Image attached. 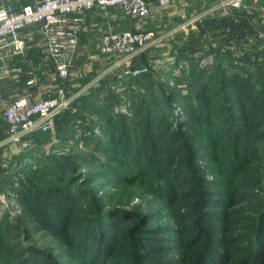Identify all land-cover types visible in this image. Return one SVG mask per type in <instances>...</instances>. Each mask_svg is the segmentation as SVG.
Masks as SVG:
<instances>
[{"label":"rangeland","instance_id":"rangeland-1","mask_svg":"<svg viewBox=\"0 0 264 264\" xmlns=\"http://www.w3.org/2000/svg\"><path fill=\"white\" fill-rule=\"evenodd\" d=\"M244 4L245 9H253L255 14L254 20L258 22L256 23L255 21V24H253L255 26V36L253 37L251 34L247 36L252 44L257 43L253 48L251 46V48L254 49V54L257 55V58L251 61V63L242 62L240 70H242L241 73L243 74H245L247 70L252 71L253 73L260 72L262 76V73L264 75V39L260 38L259 34L262 32L261 29H264L261 24L264 23V0H245ZM159 10H164V8H160ZM164 23L165 22L162 21V23L153 24L150 19H144L142 21L143 27L155 30L159 38L155 45L144 50L140 55L135 57V59L137 58L139 65L143 66L145 63L144 61L147 60L148 65L151 66L150 78H148L147 82L145 78H139L135 82H129V84L118 85L117 83H111L109 81L101 86L100 83L106 79L108 80L107 77L114 78L118 76L122 78L123 75H130L126 72L128 69L126 65L118 64L121 63L122 57H109L102 53L99 54V51L97 50H93L92 57L83 56L75 61L71 76L63 81L65 87L64 93L67 94L66 92L69 91L66 96H77L76 100H79L82 96L92 93V106H90V108L88 107V110L83 109V114H80L79 111L76 112L77 110L74 108L73 110L75 111L76 116L74 120L66 126L67 129L65 128V131L59 129L61 123L57 124L54 121V131H36L23 137L22 142L12 141L4 146L5 148L7 147L5 150L8 154L7 157L12 160V165L9 173H7V175L9 174V177L6 181L4 180L5 182H3V176H1L0 171V220L3 217L7 218L9 223L17 226V228L14 230L12 229L9 236L10 239L7 240L6 244L0 247V257L1 259L5 258L3 257L5 255L4 251H7V247L11 245L19 247L17 248L19 251L17 253H20V255L14 259L11 258L9 262L5 260V264H26L24 261L31 256L30 249L36 252L35 255H38V261L41 262V264H87L89 259L87 260L85 256L80 255L77 249V234L80 228L88 220H93L92 223H94L96 222V219L102 215L109 217L108 219L110 220H107V224L112 219L117 226L116 229L120 227L119 220L127 221L124 225V231L128 234L125 237L124 243L131 244L128 245L130 250L135 247V239H140V232L133 230V228L137 226L141 215L145 217H154L148 222L149 224H144L145 226H143V230H146L147 233L153 236L155 235L154 237H158V235L164 233L160 238L165 239L162 241L154 239L153 242L162 243L167 246V243L174 241V244L176 245L178 244L177 241L180 239L181 241H185L189 238L188 235L184 234L185 232H183V230L187 225L194 222V218L188 215L192 204L194 207H197V209H200V211L208 210L210 213H213L220 210L222 212L217 213L218 216L229 217L232 220L225 224L223 220H216L214 218L210 219V221L215 225L209 224L206 226V229H208L209 232L213 231V234H211V238L213 239L228 235V238H230L231 241L228 246L224 247L219 243L217 245L222 253L228 254L230 261L236 260L239 256L246 258L249 255L254 254L251 247H249L252 243L250 238L254 231L252 223H254V216L260 211L263 205L262 203L264 202V120L262 122V128L259 131V133L263 131L260 134V138H262L261 140L259 138L256 144H254V148H258V151H261L260 155H252V158L248 161L246 167L237 176L232 174L231 167L233 164L228 159L232 152L230 146L232 141L230 137H222L220 139L221 146H216L218 147L216 153H218L219 161L211 162L212 165L204 164L202 161L198 163L199 167L204 168L206 179L209 181H216L214 185L207 187L209 191L214 192L212 198L223 201L222 206H215L212 207V209L206 208V206L203 208L198 207L197 201L200 199V194H189L187 198H181V196L174 201H167L166 199L164 200L157 197L152 192V189H150V185H152L151 176L154 173L152 169L147 171L148 167L144 165V163L147 162L148 155H146L145 152L144 154L141 153L140 149V154L137 155L142 162L140 166L134 167L133 164L132 167L134 168H131L129 166L124 167L118 165L116 162H110L117 165L119 172L107 176L102 172V167H99V163L102 161H108L101 158L102 155L100 151L96 149L95 142L84 139V136L90 137V139H95L97 137L101 138L100 135L104 137L105 132L102 128L104 127V124H101V126L98 124L95 125L96 121L104 122L109 118L116 119L122 117L123 114L131 117L132 114L134 115L136 107H138V104L140 105V103L145 102L151 104L152 109L155 110L154 113L160 117L162 112L158 108L162 107V102L160 101L161 98H159L158 101L155 98H163L164 94L161 86L176 91L181 89L185 95H191L190 99H192V105L190 106L188 101L187 103L186 101L184 103L181 102L180 114L183 116L185 115V108L190 110V114L186 113L187 116L185 117L193 120L196 124L195 126L200 127V129L196 131V136L194 135L189 138V132H186V130H180V126L177 124L176 120L172 123V131L176 129L182 131L179 134V143H181L180 146L182 147L179 146V148L176 149V145L171 143V141H167L168 139L166 138L168 143L166 146L168 147L169 152H166L163 155V158L160 159L161 161L162 159H165L164 167L168 169L165 175H163L160 184L167 183L168 185V182L172 181L171 177H175V181H178V177H181V179H186L188 177L189 180L187 181L189 182L184 185L181 184L179 187L182 191L185 189L186 191H193V188L189 187L194 182L192 174L196 170L193 168V165L191 166L192 160L189 156V150H187V147H189L192 141H194V147L197 149H201V146L204 143L211 142L207 135L210 134V137L216 136V133H214L215 126L210 125V123L213 122V118L210 117L207 119V115L201 113L195 103V101L198 100V98H196L197 92H195L197 89L195 88V85L197 84H193L191 81H188V79H184V77L181 78V76H183L181 65L187 66V64H189L188 61H181V64L179 63V65L175 64L176 60L172 54V50L183 44L182 36H184L185 33L179 32L183 30L178 28L179 36H177L174 41H171L173 38L169 36L168 32L172 29H169L170 27L166 26ZM213 35L220 37L212 38L214 45L233 47L235 50L238 49L239 51L245 50L247 47V44L244 43L245 39H231V42L228 43V41L222 39V33H211V36ZM240 47L245 48L239 49ZM39 50L43 52L40 46ZM40 54L43 56L44 52H40ZM143 54L145 56L144 61L141 60ZM89 55L91 56V54ZM201 64L206 65L207 67L211 66L212 68L216 65L214 64V58L211 55L203 58ZM25 65L26 71H22V74H19V76L17 75L16 78L18 81L16 82V85L13 86L12 84L9 86L11 88L6 90L4 89L8 87L7 84L10 85V82L15 80H11L13 74L8 77V74L4 72V68L0 69V98H7L10 95L16 94L15 92L18 93L16 90L19 87L18 84L20 85L23 83V80L28 81L30 78L29 74H27V71H29L30 68L39 73L38 64L36 65L34 60L29 59L28 61H25ZM258 76L259 75L254 74L253 81H255ZM127 80L130 79L127 78ZM151 82L153 83V87H151ZM261 86L262 84H257V88H261ZM36 90L38 91V89ZM26 94H29V92ZM38 94L39 93L37 92L31 95L34 98H40L37 96ZM68 108H66V110ZM63 112H65V110ZM193 115L194 117H192ZM202 124L205 125L203 126L204 128H201L200 125ZM105 125H107V123ZM93 126H95V133L92 132ZM206 127L207 130L205 129ZM112 130H114V128ZM96 135L98 136L96 137ZM114 135L115 132L111 135V138H109V141L107 142L108 144H111ZM27 140L31 141L33 144L30 147L31 149H25L22 146V143ZM151 144L152 143H148V147H151ZM34 148L35 151L32 150ZM254 148L253 151L255 152ZM209 150V153L212 155L215 154V152L213 154L211 147H209ZM28 152H30V155L23 157L22 165H20V156ZM32 152L34 154H31ZM63 153L67 154V161L73 171H71L70 167L65 166L69 169L71 175H76V179H78L82 173H87V177H89V175L92 176L97 174V177L93 178L90 182L87 181V183H85L84 180L82 181V178H85L82 176L77 183V186H79L78 188L83 189V197H87L88 200H83L79 202V204L73 206L74 211L65 212L67 215V217H65L67 221L65 220L66 222L62 225L63 231L66 232L64 238L57 236L56 233L51 230L42 228L32 216H29L26 206L19 200L17 196L18 194L14 190L20 186V179L25 181L26 184L35 187L46 184L53 186L58 185L61 182V179L57 177L58 173L53 171L52 167L50 168V165L47 171L40 172L36 177H30V179L26 176L24 171L31 169V166L38 167L37 163L40 158H43V160L46 159L48 163H52L53 160H49L47 158L48 155L59 154L60 157V154ZM69 155H71V157ZM77 155H80L81 159L76 158ZM86 157L90 158V162L86 161ZM93 157H95L94 162H91ZM56 162L57 159L55 158V163ZM201 172L197 171L198 176H200ZM100 174L101 176H99ZM115 178L123 180L116 181ZM127 178L128 180H125ZM159 190L161 189L159 188ZM199 190L200 188L197 187L193 193L196 194ZM68 208V206L64 207L63 211H66ZM121 216H124V218H120ZM52 219L54 220V223H62L58 218L53 217ZM157 223H159V225L171 226L170 228L176 232H160V230L156 229V226L154 227ZM216 223L227 225V233L226 231L219 229V227L216 226ZM197 224L198 227L204 229L201 222H197ZM104 227L106 228V226ZM234 238L235 240H233ZM236 242L239 243L240 246H238V244H232ZM172 247L173 246L169 248V251L166 254L167 257L171 259L169 264H181V261H184V256H187L188 252L191 253L190 250L188 251L183 248L170 252L173 249ZM237 247L241 250H238ZM262 247L263 246H261L260 254L264 252V248ZM147 250L155 253L151 252L152 255L157 256L158 254V252L155 251L157 250L155 248ZM256 255L258 256L259 254ZM257 256H254L253 259ZM150 260H153L152 256ZM139 264H142V262Z\"/></svg>","mask_w":264,"mask_h":264},{"label":"trees","instance_id":"trees-1","mask_svg":"<svg viewBox=\"0 0 264 264\" xmlns=\"http://www.w3.org/2000/svg\"><path fill=\"white\" fill-rule=\"evenodd\" d=\"M238 14L241 15L238 21H236L234 16ZM246 15L247 13L245 14L244 11L239 12L238 10H232V13L220 19L221 21L219 19L208 18L200 24L198 31H192L188 39L183 42L181 46L172 51L176 60L175 64L179 65L181 61H188L189 64H187V66L181 65L183 74L181 78L184 77V79H188V81H191L193 84H197L195 85V88H197L195 92H197L196 98H198V100L195 101V103L201 113L207 115V119L210 117L213 118V122L210 123V125L215 126L214 133H216V136L210 137V134L207 135L211 142H206L201 146V149H197L194 147V141H192L193 143L191 142L189 147H187L189 156L192 160L191 166L193 165V168L196 170L192 174L194 182L189 187L193 188V191H186V189L182 191L179 187L181 184L184 185L189 182L187 181L189 180L188 177L186 179L178 177V181H175V177H171V182L173 183L169 181L168 185L167 183L160 184L163 175H165L168 169L164 167L165 159H162V161L160 159L163 158L166 152H169L166 146V144H168L167 141L174 143L177 149L181 144L179 143V134L182 132L180 130L189 132L190 138L194 135L196 136V131L200 129V127L195 126L196 124L193 120L185 117L190 110L185 108V115L183 116L180 114L181 102L184 103L186 101L187 103L188 101V104H190V106L192 105V99H190L191 95H185L181 89L176 91L161 86L163 88V98H155L157 101L161 98L162 107L158 108L162 112L160 117L154 113L155 110L152 109L151 104L144 102L140 103V105L138 104L134 115L132 114L131 117L123 114L122 117L116 119L109 118L104 122H95V125L98 124L101 126V124H104L102 128L105 135L104 137L100 135L103 139L97 137L98 135H96L97 138L95 139H90V137L86 136H84V139L95 142L96 149H98L102 155L101 158L108 161L99 163V167H102V172L107 176L118 173L117 165H114L115 162L124 167L129 166L134 168L140 166L142 162L137 157V155L140 154V149L141 153L144 154L145 152L146 155H148L147 162H145L146 164L144 163V165L148 167L147 171L152 169L154 173L151 176L152 185H150V189H152V192L157 197L164 200L166 199L167 201H174L181 196V198H187L189 194H200V199L197 201L199 208L206 206V208L212 209V207L215 206H222L223 201L212 198L214 192L207 189L208 186L214 185L216 181H209L206 179L204 168L199 167L198 163L202 161L204 164L212 165L211 162L218 160V153H216V150L221 146L220 139L222 137H230L232 141L230 145L232 152L228 159L233 164L231 172L235 176L246 167L252 155H260L261 152L258 151V148H254V144H256L257 140L260 138V134L263 132L261 131V133H259L264 120V75L262 73L261 76L260 72L253 73L247 69L248 73L246 72L243 74L241 73L242 70H240L242 62L251 63V61L257 58V55L254 54V49H252L257 43L252 44L247 37L250 34L253 37L255 36V26H253V23L249 19H245ZM211 33H222V39L228 41V43L231 42V39H245L244 43L247 44V47H240L239 49L245 48V50L239 51L238 49L235 50L233 47L214 45L212 38L219 36L213 35V37ZM210 55L214 58V64H216L214 68L201 64L202 59ZM144 57L143 54L141 60L144 61ZM144 62L143 66L138 64L137 58H134L132 62V68L146 69L139 75H123L122 78L118 76L114 78L107 77L108 80L102 81V83H100L101 86L109 81L111 83H117L118 85L129 84V82H135L139 78H145L147 82L148 78H150L151 66L148 65L147 60ZM254 74L260 76H258L255 81H253ZM127 78L130 80H127ZM258 83L262 84L261 88H257ZM151 87H153L152 82ZM92 98V93L82 96L79 100L74 102L71 108L62 112V114L55 119L57 124L61 123L59 129L65 131L67 129L66 126L74 120L76 116L73 110L74 108L77 110L76 112L79 111L80 114H83V109L88 110V107L90 108V106H92ZM192 117H194V115ZM175 120L177 124H179L180 130L176 129L172 131V123ZM106 123L107 125H105ZM204 124L200 125L201 128L205 126ZM113 128L114 130H112ZM205 129L207 130V127ZM92 132L95 133V126L92 127ZM114 132L115 135L112 137V142L108 144L107 142ZM148 143H152L151 147H148ZM209 147H211L213 154L215 152L214 155L209 153ZM32 150L35 151V148ZM31 154L34 153L32 152ZM26 155H30V152L20 156V165H22L23 157ZM69 156L71 157V155ZM47 158L53 160V162L48 163L46 159H38V167L31 166V169L28 171L25 170L26 176L29 179L30 177H36L40 172L47 171L50 165V168L52 167L53 171L58 173L57 177L61 179V184L59 183L54 186L50 184L37 186L35 184L37 186L35 187L26 184L25 181L20 179V186L14 190L18 194L19 200L26 206L29 216H32L42 228L51 230L55 232L57 236L64 238L66 232L63 231L62 225L67 221L65 212L74 211L73 206L79 204V202L83 200H88L87 197H83V189L78 188L79 186H77V183L82 176L85 177L84 179L82 178V181L84 180L85 183H87V181L90 182L93 178L97 177V174L87 177V173H82V175L76 179V175H71L69 169L62 163L59 154L48 155ZM55 158L57 159L56 163ZM76 158L81 159L80 155H77ZM85 159L87 162H90V158L86 157ZM94 159L95 157L92 158L91 162H94ZM133 164L134 167H132ZM9 170L10 168L1 170L3 182L8 179L9 174L7 175V173H9ZM197 171H202L200 176H198ZM99 176H101V174ZM115 180L120 181L123 179L115 178ZM125 180H128V178ZM157 186L161 190H159ZM197 187H199L200 190L194 194L193 192ZM262 204L260 211L254 216V223H252L254 231L250 238L252 243L249 247H251L254 254L246 258L239 256L234 261H230L228 254L222 253L217 245L219 243L224 247L228 246L231 242L228 235L213 239L211 238L213 231L209 232V230L206 229V226L209 224L215 225L210 219H220L223 220L225 224L229 223L231 219L229 217L218 216L217 213L222 212L220 210L213 213H210L208 210L200 211V209L194 207L193 204L190 207L191 210L188 215L194 218V222L187 225L183 230V232H185L184 234L188 235L189 238L185 241H181L180 239L177 241L178 244L176 245L174 241L167 243L169 246L153 242L154 239L157 241L165 239L160 238L164 233L158 235V237H154L155 235L153 236L147 233L146 230H143L144 224H149L148 222L154 217H145L141 215L137 226L133 228V230L140 232V241L136 238L135 247L130 250L128 245L131 244L124 243L125 237L128 234L124 231V225L127 221L119 220L120 229H116L117 226L114 221L111 219V221H109L110 223L108 222L107 224V220H110L108 219L109 217L102 215L96 219V222L92 223L93 220H88L80 228L77 234L76 246L80 255L85 256L87 260L89 259L87 264H139L140 262H142V264H169L171 259L167 257L166 254L171 246H173V249L170 252H174V250L180 248L191 251V253H187V256H184V261H181V264H264V252L260 254L261 246L264 248V202ZM67 206L69 208L63 211L64 207ZM53 217L58 218L62 223H54ZM120 218H124V216ZM197 222H201L204 229L198 227ZM104 226H106V228ZM155 226L160 232H176L168 225H159V223H157L154 227ZM216 226L227 233V225L216 223ZM16 228L17 226L10 224L7 218H1L0 247L6 244L7 240L10 239L9 236L12 229L14 230ZM233 240H235V238ZM237 242L232 244H238V246H240ZM14 246L15 245H11L7 247V251H4L5 255L3 256L5 258L1 259L0 257V264H5V260L9 262L11 258L14 259L20 255V253H17L19 252L17 249L19 247ZM153 248L157 249L155 250L158 252L157 256L152 255V251L147 250ZM237 249L241 250L239 247H237ZM30 252L31 256H29L24 263L41 264V262L38 261V255H35L36 252L31 249ZM256 254L259 255L257 256ZM151 256L153 260H150ZM254 256L257 257L253 259Z\"/></svg>","mask_w":264,"mask_h":264},{"label":"built area","instance_id":"built-area-1","mask_svg":"<svg viewBox=\"0 0 264 264\" xmlns=\"http://www.w3.org/2000/svg\"><path fill=\"white\" fill-rule=\"evenodd\" d=\"M160 7H167L171 0H157ZM207 12L245 7V0H212ZM121 7L123 13L136 21L135 29L108 31L100 40V51L109 57H122L119 65H126L129 75L141 73L145 68H132L135 57L158 42L155 30L143 27L142 21L150 16L147 0H36L33 3H5L0 5V52L26 54L28 44L25 31L36 27L40 43L46 53L40 73L28 71V85H38L42 77L67 79L79 53L80 34L85 28L87 12L95 8ZM206 12V13H207ZM206 13L198 15L204 16ZM30 33L27 32V35ZM259 37L264 39V30ZM129 61V62H128ZM123 62V63H122ZM71 104L64 89L57 95L34 98L31 94L11 100L3 108L7 122V136L0 146L8 142H22L23 137L36 132L54 131V121ZM31 141L22 143L28 149ZM11 159L0 152V171L10 168Z\"/></svg>","mask_w":264,"mask_h":264},{"label":"crops","instance_id":"crops-1","mask_svg":"<svg viewBox=\"0 0 264 264\" xmlns=\"http://www.w3.org/2000/svg\"><path fill=\"white\" fill-rule=\"evenodd\" d=\"M35 1L36 0H0V5L5 3H14L17 6H20L22 4L33 3ZM147 1L149 3L150 14H151L148 19H150L153 24L162 23V21L165 22L164 24L170 27L169 29H172L170 32H168L169 36L173 38L171 41H174V39L177 36H179L178 35L179 32L181 33L183 32L185 33V35L182 36L183 37L182 39L183 42H185L188 39L189 34L194 30L198 31L200 24L203 23L205 20H207L208 18H214L220 20L223 17H226L229 14H231L232 10L233 11L238 10L239 12L244 11L245 14L247 13L245 19H249L253 24H255L256 21L254 20L255 19L254 11L250 7H249L250 9L248 8L245 9L244 7H243L244 9L231 8L230 12L228 13L224 9H219L214 12H207L212 6L213 3L212 0H171V4L167 7H164V10L161 11L159 9L163 7L159 6L157 0H147ZM202 13H206V14L202 17H198V15ZM240 15L241 14L234 16L236 21H238ZM256 23L258 22L256 21ZM136 24H137L136 21L127 17L123 13L121 7L119 6H111L106 8L99 7L87 12L85 28L80 34L79 53L76 60L82 58L83 56L92 57L93 50H97L99 51V54H101L100 40L104 33L112 30L120 31L129 28L135 29ZM261 24L262 27L264 28V23ZM178 28H181V30L183 31H179ZM27 32H29L30 34L27 35ZM25 37L28 44V50L26 54H11V53H7L6 50L0 52V69L4 68L5 70L4 72L8 74L7 75L8 77L9 75L13 74L11 80H15V81L10 80L11 81L10 85L7 84L8 87H6L4 90L11 88L9 86H11L12 84L13 86L16 85V82L18 81V79L16 78L17 75L19 76V74H22V71L23 72L26 71L25 61H28L29 59L34 60L36 62V65L38 64L39 73L41 69V64L45 62L46 53L44 51V48L41 46L40 35L37 32V28L36 27L28 28L25 31ZM39 46L44 52L43 56L40 54V52L41 53L43 52L39 50ZM89 54H91V56ZM63 81L64 79L58 77L55 78L44 77L41 79L38 85L31 86L27 84V80H23V83L20 85L18 84L19 87L16 89L18 93L15 92L16 94L10 95L9 97L6 96L7 98L1 97L0 98V143H2V141H4L7 136V122L2 115L3 108L5 105H7L11 100L21 95H24L28 92L29 94L32 95L38 92L39 93L37 95L38 97H49L52 95L53 96L57 95L61 89H65L63 85ZM36 89H38V91ZM66 93L68 94L69 91ZM67 94H65V97L71 100V104H69V108H71L74 102L76 101L77 96L76 97L66 96ZM6 144L7 143L0 146V152H2L5 155H8L5 150L7 149V147L6 148L4 147Z\"/></svg>","mask_w":264,"mask_h":264},{"label":"water","instance_id":"water-1","mask_svg":"<svg viewBox=\"0 0 264 264\" xmlns=\"http://www.w3.org/2000/svg\"><path fill=\"white\" fill-rule=\"evenodd\" d=\"M60 159H61V161L63 162L64 165H66L67 167L71 168L70 164L67 161V154H64V153L60 154ZM71 171H73L72 168H71Z\"/></svg>","mask_w":264,"mask_h":264}]
</instances>
